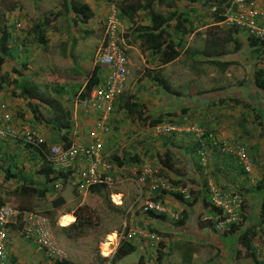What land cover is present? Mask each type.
Instances as JSON below:
<instances>
[{
    "label": "crops",
    "instance_id": "0c3cea01",
    "mask_svg": "<svg viewBox=\"0 0 264 264\" xmlns=\"http://www.w3.org/2000/svg\"><path fill=\"white\" fill-rule=\"evenodd\" d=\"M83 1L89 4L93 13L90 19L91 22L95 21L96 18H100L104 7L102 3L105 0ZM250 1L262 12L264 23V0ZM97 3L99 7L96 5ZM104 10L103 16L108 15L110 8ZM20 21H22L21 18ZM12 22L14 23V19ZM13 23H11L12 26L6 25L11 33L14 31ZM26 24L27 22L24 20L21 22V26ZM31 24H28V26ZM52 33L47 34V38L49 37L48 43H50V39L52 41L54 39ZM12 36L19 46L21 41L16 39L13 33ZM32 46L31 44L30 47H25L21 44L19 46L18 60L17 58H4V73L8 72L9 76L13 75L16 79L15 74L10 71L11 69H16L21 71V76L16 84L4 86L1 89L0 113L9 114L10 123L20 133L28 128L38 131L43 136L44 143H47V150L54 145L63 147L70 145L85 146L91 143L93 134H101L103 147L96 158L97 170L110 179L109 183L101 185L103 188L100 192H79L74 187V174L68 177L65 175V180L55 179L56 172L45 173L43 171L42 166L45 165V162L36 151L27 149L20 140L13 137H0V178L5 179V175H10L6 180L9 185L15 183L13 192L23 183L36 189H46L44 196L26 195L24 193H17L16 195L27 199H42V201L46 202V205L49 204L52 210L57 212V223L53 228L51 225V231L55 239L54 245L61 254L55 260L62 261L63 264H94L96 259L88 260L84 258V251L80 243V235L83 233H77L73 229L65 228L74 222L75 216L73 213L76 208L84 206L89 210L93 209V203L100 198L108 201L107 204L114 211L125 215L123 227L119 230L112 228L111 232L105 234V240L99 243L102 247L107 244V254H104L102 247H100L99 256L103 262L110 260V264H119L120 262L122 264L121 260L138 251V260L126 264H154V262L157 264L158 250L160 249L162 253L165 252L167 239L174 234L173 225L175 223H173V220L176 221V214L179 215L182 209L185 208L182 203L173 198V192H178L181 186H186L189 191H194V200L192 197L193 201H190L192 204L190 207H186V211L199 212L202 209L209 210V207L205 205V201H208V181L214 182L224 189H226L225 187L231 189L235 186L239 187L241 184L246 185L244 174L240 176L239 172L236 171V169H239L242 172L241 168H243L236 156L232 155L230 157L229 153L230 158L227 157L228 160L226 158V161L222 162V159H218L216 156V148L210 145L212 144L210 139L205 137L198 141L192 131L185 130L192 125L212 133L214 142L219 144L218 148L227 147V149H231L237 144H243L248 151L254 154L250 157L251 177L255 179L256 183L264 179V138H260L264 131L258 126L254 113L248 111L241 104L235 105L231 102L217 104L216 102L206 106L209 111L205 109V106L204 109H200L201 106H197L190 108L185 113H178L177 116L172 114V117H165L155 127H145L137 120L132 119L131 115L120 107L118 98L109 117V130L102 134L95 129V121L98 114L96 112L84 114L78 106V103L85 96L82 94L85 83L89 78L86 75L87 73L81 78L82 80H79L78 75H71L65 78L63 73L68 75L69 71L62 73L61 71L65 69L61 70L53 65L51 60L53 53L50 54L49 49H44L43 47L33 48ZM250 53L252 54L251 51ZM63 54L69 53L66 51ZM252 56L254 57L252 62L255 64L256 57ZM261 56L262 62H258L257 67L264 69V55L262 54ZM23 64L25 68L21 67ZM254 67L253 65L252 70ZM101 70L106 72V69H99L97 71L98 75L102 72ZM26 80L38 84L39 90L37 93L40 95L39 98L31 97L30 95L27 97V94L24 93L23 86ZM58 85L62 87L60 93L55 90ZM155 91L156 88H154L153 94L151 93L150 95L149 93L148 96L143 97L141 100V103L146 104L154 111L158 110L154 106L159 104V95L156 96ZM29 101L32 103V107L37 109V113L40 116L39 119H35L29 106ZM257 105H260V103L254 100L252 106L255 107ZM164 111L165 109H163ZM55 121L62 123L63 126L60 127V130H57L58 127L55 125ZM174 124L177 127H183V130L177 132L165 131L167 126ZM49 129L54 132L52 135L48 134ZM204 140L207 142H204ZM196 142H202L201 146L206 147L207 158L210 154V161L209 159L207 161L208 166L206 164L208 168L204 166L203 169H197V164H200V151L198 146H196ZM167 148L172 149L174 154L171 158L174 170L169 173L178 181L174 185L169 182L168 174H165L167 171L160 170V161L155 158L156 154H162ZM210 163H212V166L209 167ZM86 164L84 156H80L73 161V168L75 170V168L84 167ZM179 165L183 167L180 171ZM235 165H238V167H235ZM143 166L148 167L153 174L146 178L145 186L140 188L137 183V177L139 170ZM183 170L186 173H183ZM62 173L66 174L65 172ZM244 173L246 172L244 171ZM249 173H246V175ZM234 175L238 179L236 184H233L236 181L234 180ZM55 180L63 182L62 188L57 195H54L55 191L53 190V181ZM179 181L181 183L184 182V185H181ZM68 182H70V187L66 191ZM57 198L61 199L62 202L59 206H54L52 203ZM2 199L0 196V200ZM146 201L162 204L164 212L161 214L142 212L141 206ZM0 203L3 204L2 202ZM24 205L26 206V204H23L18 205V207ZM66 207L69 210H66ZM70 207L74 210H71ZM153 214L161 215V218L157 219L151 216ZM64 217H69L70 220L67 219V222L63 223ZM170 225H172L171 228L168 227ZM20 229V227L16 229L10 225L7 230L8 238L5 245L9 256V264L50 263L52 260L48 257L45 250L31 242L27 243L23 235H21ZM129 229L153 234L154 237L126 238L125 234ZM184 230L186 229L182 231ZM182 231H177V234H181ZM114 233H117L116 236L109 242L108 235H113ZM123 242H126L124 245L127 250L126 255L117 259L114 254L117 247ZM164 255L167 256L165 253Z\"/></svg>",
    "mask_w": 264,
    "mask_h": 264
},
{
    "label": "rangeland",
    "instance_id": "374dc122",
    "mask_svg": "<svg viewBox=\"0 0 264 264\" xmlns=\"http://www.w3.org/2000/svg\"><path fill=\"white\" fill-rule=\"evenodd\" d=\"M233 1L234 0H230V3H233ZM61 3L62 0H40L36 7L35 0H0V17L4 20V22L9 23L7 24L9 26L11 23H13L12 20L14 19L13 24L17 25L16 28L19 30H16V33H14L15 31H12L13 35L16 37V39L29 42V39L32 37L26 35V30H24V28H26L28 24L38 20V18H40V13L42 14L41 17L50 16L51 21L50 26L47 28V34H51L53 32V41L50 39V43H48V37V42L46 45L40 46L39 44H36L32 47H43L44 49H49L50 54L53 53L51 57L53 65L61 70L65 69L61 71L62 73L69 71L68 75L63 73L65 74V78L70 77L71 75H78L79 80H82L81 78L85 76V73H87L86 75L89 76L90 71L95 65L93 56L94 51L98 45H100L103 39L102 21L105 17L103 16L105 13L104 9H116V3L106 1L103 2V14H100V18H96L95 21L93 20L91 22L90 20L88 24L75 23L74 18H72L73 16H70L71 18L67 17V13L61 7ZM96 5L99 7L98 3ZM154 7L157 12L163 14H168L174 9L173 7H168L166 4H160L156 1L154 2ZM59 10L62 12V15L53 17ZM185 10L188 12L190 11V17L194 22L193 28H195V30L185 36L183 35L182 44L190 48L192 51H198V53H201V51H206L207 53L215 54L221 50L225 55H223V59L221 58L222 60L220 61H231L232 64L229 65L224 71H220L217 66L210 65L207 62H199L201 55L195 56L190 53H183L180 57L168 65L157 67L158 65H155L156 61L154 58H152L148 52H143L138 42H134L132 40V35L134 34L132 31L133 25L131 26L130 22L129 24L122 22L121 30L123 37V47L125 48L129 65L127 68L126 81L124 85L125 89L122 95L119 94L115 96L109 105L106 103L104 104V108L110 107L108 115L109 117L113 111L114 103L118 98L119 105L121 108H123V97L134 94L137 100L142 102L141 100L143 97L148 96L149 93L150 95L151 93H154V88H156V96L159 95V104L154 107L169 111L174 109V105H172V103H167L166 107L163 106L164 97H162L160 88L151 81L149 78L150 76H147V73L149 72H157L159 75L166 78L171 87L181 95L180 98L177 96V103H186L188 104L189 109L197 106H201L200 109H204L205 106V109H207L206 106L208 104L206 103V100L208 103L211 102V100L216 103L218 102L217 99L219 96L228 95L227 90L229 94H232L233 96H241L238 93L239 89H243L244 92L247 91V88L251 89L252 66L254 65L252 62L254 57L250 53L251 49L243 44V46H241L238 50H235V47L230 42L224 43L222 46H218L219 43L216 45L214 44L213 39L217 40V34L215 31L219 33L218 36L221 34L222 36H225V33L223 31L220 32V29L218 28L211 29V27L215 25L214 16L212 14L214 9L210 8L207 4H204L203 0H201V2L198 4H193V2L191 3L188 0L187 4H185ZM20 18L22 21L24 20L27 22V26H21L20 24H17L22 22L20 21ZM144 23H146L144 15L142 13L138 14L134 20V27H137V25L141 26ZM89 29L91 30L88 31ZM125 34H128L129 36L126 38ZM27 44V46H31V44ZM22 45L25 46L24 44ZM217 47L219 49H217ZM66 51H68L69 54H63V52ZM100 67L105 69L106 65L101 64ZM105 77L106 73L102 71V73L98 76V80L93 86V89L97 87L99 82H103ZM247 95L252 104L254 103V100L260 104H263L264 102V93L262 92L257 91L254 93V91H252L247 93ZM193 96L198 97L199 105L192 106V102H188L189 97ZM205 96L209 98L205 99ZM80 103L78 104L79 107ZM246 109L252 113V108ZM207 110L209 111V109ZM82 112L84 114L87 113L84 110H82ZM97 114L98 119L101 115V112ZM172 126L177 127L175 124ZM48 132L50 135L54 133L50 129ZM260 138H263L262 134ZM209 157L207 158V161ZM239 164L241 163L239 162ZM207 166L205 168H208ZM209 166H212V163H210ZM178 167L179 171L183 169L181 165ZM235 167L238 166L235 165ZM236 171L239 172L240 176L244 174L243 176L245 177L246 185L241 184L239 187H233L234 189L227 187L224 189L222 186H218L223 189V192H235L241 195L242 207L240 210L239 219L237 221L238 225H241V227L238 230H229L227 226L225 228L226 230L218 229L217 232H215L213 231V226L206 223L210 220L211 214H209L207 210L203 209L199 212L190 210L188 212V218H183L182 223H179L176 226L175 224L178 223L180 219H182L181 217H183L184 213L178 212L180 213L179 215L174 213L177 216V220H173V223H175L173 225L174 234L171 233L173 235L167 239V248L164 249L165 252L162 253H165L167 256L164 257V255H162L164 257L162 264H252V259L245 255L246 252L238 243L234 241L233 238L235 237L236 233L243 229L244 226L242 224L248 223L252 225L259 222V203L261 200V194L255 189L256 182L255 179L251 177V172L246 175V173H242L239 169H236ZM183 173H186V171L183 170ZM234 176V180L236 181H234L233 184H236L238 179L236 175ZM228 178L230 179L229 176ZM230 181L232 180L230 179ZM102 184L104 183L93 184L82 192L90 191L91 187ZM14 186L15 183L9 185V182L6 179L0 178V196L3 198L0 200V202L10 205L21 212L32 211L40 215H46L53 228L57 223V212L52 210V207H50L49 204L46 205V202L42 201V199H27L25 197H19L16 195L17 193L13 192ZM68 187H70V182L67 183L66 191H68ZM74 187L77 190L75 183ZM190 194V199L188 200L189 203H191L190 201L192 200V197L194 200L195 192L192 191ZM23 204H26V206L24 205L26 208L24 206H21L22 208L18 207V205ZM93 204L94 208L90 210L88 209V213L91 212L88 214V223L81 229L83 234L80 235V243L81 248H83L84 251L83 255L85 259H96L94 264H102L103 260L99 256L101 250L100 247L102 246L99 243L105 240V234L111 232L112 228L119 230L123 227L125 223V215L124 213L114 211L113 208H110L107 202L102 198L98 199ZM70 208L71 210H74L72 207ZM67 209L68 207H66V210ZM243 217L245 219H243ZM12 226L16 229H19L20 227V233L23 235L20 217L16 221V224ZM168 227L171 228L172 225ZM183 229L186 230L182 231ZM180 230L182 231L181 234H177V231ZM26 241L27 243L31 242L28 240ZM250 243L252 246L250 250L254 251L256 258L263 259L264 240L261 237H253L250 240ZM236 251H240L239 257H237ZM187 254L189 255V262L188 257L185 256ZM138 257L139 253L136 251L131 256H127L121 261L122 264H126L135 260L137 261ZM119 264H121V262ZM154 264L156 263L154 262Z\"/></svg>",
    "mask_w": 264,
    "mask_h": 264
},
{
    "label": "trees",
    "instance_id": "16d2710c",
    "mask_svg": "<svg viewBox=\"0 0 264 264\" xmlns=\"http://www.w3.org/2000/svg\"><path fill=\"white\" fill-rule=\"evenodd\" d=\"M40 0H35V5L37 7V4ZM106 2H115L116 3V10L118 13V18L121 23H131V26L133 25L132 31L134 34L132 35V40L134 42H138L140 48L143 52H148L149 55H151L152 58L156 61L155 65H158L157 67H162L166 64L171 63L172 61L176 60L178 57H180L183 53H190L192 55L198 56L201 55L199 58V62H207L210 65L217 66L220 71H224L229 65L232 64L231 61H220L223 58L224 52L218 51L217 53H207L206 51H201V53H198V51H192L190 48L184 46L182 44V38L183 35H187L188 33H191L195 30L193 28V20L190 17V11L188 12L185 10V4H187L188 0H105ZM158 2L160 4H166L168 7H173L174 9L168 13L163 14L160 12H157L154 7V2ZM193 4H198L201 2V0H189ZM204 4H207L210 8L214 9L212 11V14L214 16V23L215 25L211 27V29H220L219 31H223L225 33V36L223 37L222 34L218 36V32L215 31L217 34V40L213 39L214 44H218V46H222L224 43L230 42L235 47V50H238L241 46L247 45L252 52V55L256 57V63L254 64V68L252 70V79H251V89L247 88V91L244 92L243 89H239L238 93L241 96H233L232 94L228 95H222L218 97L217 104H224L226 102H231L232 104L238 105L241 104L245 108H252V112L254 113L255 119L258 121V126L261 127V129L264 131V102L263 104L257 105L255 107L252 106L249 97L247 93H250L252 91L255 92H262L264 93V69L258 68L257 63L262 62V54H263V44L258 42L256 38L250 37L246 33V29L243 26H222L220 25L219 21L222 20L223 14L226 12L228 7L230 6L229 0H203ZM61 7L66 11V16L71 18L70 16H73L74 22L76 23H82L87 24L89 20L92 18L93 13L90 10V6L88 3L84 2L83 0H62ZM38 9V8H37ZM142 13L146 19V23L143 25H137V27H134V20L135 17ZM51 14V13H50ZM38 20L34 21L30 26H27L24 28L26 30V35L32 37L29 39V42L21 41V44H24L25 47L29 44L36 45L39 44L40 46H44L48 42L47 38V28L50 26L51 18L50 16H43ZM62 12L59 10L53 17L61 16ZM107 15L104 19H106ZM103 19V20H104ZM263 23V18H262ZM20 24L21 23H17ZM219 24V25H217ZM264 24V23H263ZM7 23L4 22L3 19L0 17V91L4 86H10L14 85L18 82L21 76V71L16 69H11V73L15 74L17 77L16 79L13 77V75L9 76L8 72L3 71V65H4V58H18L19 55V46L16 43L15 38L12 36V33L9 31L8 27L6 26ZM103 25V24H102ZM130 26V27H131ZM21 28V26H20ZM223 28V29H222ZM14 33H16V30H19L16 28V25L13 24ZM129 35L125 34V37L127 38ZM23 46V45H22ZM217 49H219L217 47ZM216 49V50H217ZM204 50V48H203ZM196 53V54H195ZM222 58V59H221ZM22 68H25V65L23 64L21 66ZM98 67H95L91 70V73L89 74V78L85 83L83 94L86 95L91 88L96 84L98 80ZM19 76V77H18ZM147 76L151 79L153 83H155L159 88L160 92L162 93V97H164L163 100V106H167V103H172L174 105V109L172 111L165 110L163 112V109L153 110L152 108H149L146 104L141 103L137 100L136 96L134 94L128 95L127 97H121L123 100L122 106L123 108L131 115V118L134 120H137L145 127H155L159 125L165 117H172V114L177 115L178 113H184L187 112L189 109L188 104H179L177 103V96L179 98L181 97L180 93L175 91L171 85L168 83L166 79H164L161 75H159L157 72L147 73ZM57 86V85H56ZM60 87V88H58ZM58 87L55 89L57 93H60L61 86L58 85ZM39 90L38 84H36L33 81L26 80L24 81L23 91L27 94V97L30 95L31 97L39 98L40 95L37 93ZM81 95V96H82ZM175 98V99H174ZM209 97L205 96V99H208ZM174 100V101H173ZM188 102H192V106L199 105L198 97L193 96L189 97ZM207 104H214L215 102L211 100V102H207ZM162 105V104H161ZM29 106L32 109V112L34 114L35 119H39L40 116L37 113V109L32 107V103L29 101ZM169 111V112H168ZM55 125L58 127L57 130H60V127L63 126L60 121H55ZM59 132V131H58ZM210 133V132H209ZM212 135V133H210ZM264 138V133H263ZM207 137L212 141V144H210L212 147L216 148V156L218 159H222V162H225L228 160V158L232 157V153H229L225 151L223 148H218L219 144L214 142V139L209 137L208 135H205L201 139ZM213 137V135H212ZM198 141L201 139L196 138ZM207 140V139H205ZM204 142H207L205 141ZM202 143V142H201ZM201 143L196 142V146H198V149L201 147ZM238 145V144H237ZM24 146L31 150L30 145ZM238 146L245 149V152L250 158L253 154V152L248 151L247 148L243 146V144H239ZM47 143H42L40 147H36L34 151L41 157V159L45 162V165L42 166L43 171L45 173L54 172L51 165L46 161V148ZM196 149V148H195ZM222 150V151H221ZM196 151V150H195ZM178 152V150H177ZM174 154L172 153V149L167 148L162 154H156L155 158L160 161V170L166 172L165 174H168V180L171 184H177V180L174 179L169 173L174 170V167L172 166L171 158ZM196 155V153H195ZM197 156V155H196ZM228 157V158H227ZM198 158V157H197ZM227 158V159H226ZM226 159V160H225ZM237 160V159H236ZM205 165L201 163L197 164V169H203ZM238 166V165H237ZM210 167V166H209ZM242 167V166H241ZM240 167V168H241ZM242 173H244V169L241 168ZM217 171V169H216ZM66 174L63 173H57L55 175V179L57 178H65ZM10 177V175H5V179ZM50 180V179H49ZM180 182V181H179ZM183 182V181H182ZM181 183V182H180ZM181 185H184V182L181 183ZM103 186H93L90 188V192H100L102 190ZM260 194H261V200L259 203V222L256 224H248L244 223L242 224L244 227L241 231L236 233L235 237L233 238L236 243H238L242 249L246 252L245 255L250 257L252 259V264H264V258L263 259H257L255 256L254 251H251L250 248H252L250 240L253 237H261L264 240V179L256 183L255 188ZM16 193H24L26 195L35 194L44 196V193L47 191L46 189H36L34 187H30L26 184L19 185L15 190ZM192 191H190L191 193ZM172 196L174 199L178 200L180 203H182L185 208L182 209V212L184 213L182 219L178 221V223H182L183 218H188V212L186 211V207H190L192 203H189L185 199H183L180 192H173ZM106 201V200H105ZM62 202L61 199L57 198L55 201H53L54 206H59ZM108 203V201H106ZM205 205L209 207V210L207 211L209 214H211V218L209 221H207V224H211L213 226V231L217 232L218 229H216L215 223L213 222V218L218 213V210L215 209L213 206H211L209 203L205 201ZM22 208V207H21ZM91 213V212H89ZM88 208L86 207H78L76 210H74L73 215L75 216V221L71 223L68 227L65 229H73L75 232L80 233L83 226H85L88 223L89 214ZM149 214H152L151 211L148 212ZM49 214V213H47ZM157 219L161 218V215L153 214L151 215ZM243 219H245L243 217ZM249 219V218H248ZM241 227L238 223H230L228 225L229 230H238ZM156 230V229H152ZM226 230V229H224ZM223 230V231H224ZM231 232V231H230ZM126 242H123L121 245H119L115 252V258H121L126 255V247L124 246ZM237 257L240 256V251H236ZM161 250H158V261L157 264H162L163 256ZM188 257L189 262V255H185ZM165 257V255H164ZM55 263L57 264H63L62 261L55 260Z\"/></svg>",
    "mask_w": 264,
    "mask_h": 264
},
{
    "label": "built area",
    "instance_id": "2783aa9c",
    "mask_svg": "<svg viewBox=\"0 0 264 264\" xmlns=\"http://www.w3.org/2000/svg\"><path fill=\"white\" fill-rule=\"evenodd\" d=\"M262 12L251 2L234 0L223 15L220 22L222 26H243L246 33L256 38L258 42L264 44V24L262 23ZM121 23L118 19L117 10L112 8L104 21V41L96 50V61L99 64L106 65L108 71L103 82H99L90 94L82 101L80 107L82 110L101 112L99 118L95 121V129L99 133H106L109 130V108H104V104H110L115 96L122 93L127 75L128 59L120 45ZM182 131L183 127H175L169 125L165 128L166 132ZM187 131H192L196 138L201 139L205 135L213 138L212 135L205 129L200 127L190 126ZM10 136L20 140L33 147H40L44 142L43 136L34 129H26L20 133L10 123V116L7 113H0V137ZM103 143L101 134H93L92 141L85 146L70 145L51 146L46 150V160L54 168L56 172H67L73 168V161L80 156H84L87 164L84 167L75 168L73 174L77 191L82 192L89 186L99 183H109L110 179L97 170V155L101 151ZM225 151L236 156L246 173L251 170L250 160L245 152V149L235 145L234 148ZM200 160L203 165L207 164L206 147L201 146L199 149ZM138 173L137 183L140 188L145 186L147 177L152 176L151 170L143 166ZM63 185V182L58 180L54 182L53 189L58 191ZM183 199L188 201L190 193L187 187L181 186L178 189ZM208 201L211 206L218 210L214 217L216 229H225L230 223H237L242 207V197L235 192H223V189L213 182L207 184ZM141 211L147 213L161 214L164 212L163 205L158 202L146 201L141 206ZM21 218L23 237L31 241L33 244L45 250L48 257L51 258L49 263L41 264H57L55 259L59 257L61 252L54 245V236L51 231V224L47 217L42 216L32 211L20 210L6 204L0 203V264H9V257L6 252V240L8 238L7 230L10 225H15L18 218ZM126 238L132 237H154L153 234H146L136 229H129L125 234ZM102 264H110V260Z\"/></svg>",
    "mask_w": 264,
    "mask_h": 264
},
{
    "label": "clouds",
    "instance_id": "9594fccd",
    "mask_svg": "<svg viewBox=\"0 0 264 264\" xmlns=\"http://www.w3.org/2000/svg\"><path fill=\"white\" fill-rule=\"evenodd\" d=\"M229 1H230V0H229ZM246 1H248V0H246ZM249 1H250V0H249ZM110 11H111V9H110ZM110 11H109V12H110ZM108 14H109V13H108ZM224 14H225V13H224ZM224 14H223V15H224ZM222 18H223V17H222ZM118 19H119V18H118ZM104 21H105V19L102 21V24H103V25H102V29H103V39H102V42H103L104 39H105V38H104ZM220 22H221V20L219 21V23H220ZM120 23H121V21H120ZM16 26H17V25H16ZM120 30H121V29H120ZM120 37H121L120 45H121V47H122V49H123V51H124V53H125V48L123 47L122 30L120 31ZM102 42H101V43H102ZM101 43H100V44H101ZM99 46H100V45H98V47H99ZM98 47H97V48H98ZM97 48L95 49V51H94V55H93V56H94V62H95V63H94L95 65H94L93 68L98 67V70H99V69H104V68H101V67H100L101 64L97 63V61H96V56H95V55H96V50H97ZM263 55H264V44H263ZM125 56H126V53H125ZM126 58H127V56H126ZM127 59H128V58H127ZM128 65H129V61H128V64H127V68H128ZM93 68H92V69H93ZM105 69H106V72H107V71H108L107 67H106ZM103 72H104V71H103ZM106 72H105V73H106ZM101 73H102V72H101ZM101 73H100V74H101ZM98 76H99V75H98ZM125 81H126V79H125ZM124 85H125V83H124ZM124 89H125V88H124ZM124 89H123V91H124ZM92 90H93V87L91 88V90H90V91H89L84 97H86L88 94H90ZM123 91H122V93H123ZM122 93H121V95H122ZM84 97L82 98V100L84 99ZM82 100H81V101H82ZM78 104H79V103H78ZM81 110H82V109H81ZM88 112H90V111H88ZM88 112H87V113H88ZM91 112H94V111H91ZM108 127H109V121H108ZM43 143H44V142H43ZM23 144L28 145V144H26V143H23ZM40 146H41V145H40ZM30 148H32V149L35 150L36 147L30 146ZM46 150H47V149H46ZM48 150H49V149H48ZM46 161H47V160H46ZM47 162H48V161H47ZM51 167H52V166H51ZM52 169H53V171H54V173H55L56 171L54 170L53 167H52ZM73 172H74V169H70L69 171H67V172H65V173H66V176L68 177V176H70L71 174H73ZM139 172H140V171H139ZM56 173H60V172H56ZM61 173H62V172H61ZM60 179L65 180V178H60ZM74 179H75V178H74ZM55 181H58V180H55ZM55 181H53V185H54V182H55ZM60 181H61V180H60ZM184 187H186V186H184ZM61 188H62V187H61ZM61 188H60V189H61ZM60 189H59V190H60ZM53 190H54V189H53ZM59 190H58V191H55V190H54V191H55V192H54V193H55L54 195H57V194L59 193ZM189 193H190V191H189ZM190 195H191V194H190ZM6 252H7V250H6ZM8 257H9V256H8Z\"/></svg>",
    "mask_w": 264,
    "mask_h": 264
},
{
    "label": "bare ground",
    "instance_id": "6f19581e",
    "mask_svg": "<svg viewBox=\"0 0 264 264\" xmlns=\"http://www.w3.org/2000/svg\"><path fill=\"white\" fill-rule=\"evenodd\" d=\"M67 219L70 220L69 217H64V219L62 220L63 223H66L67 222ZM116 234L117 233H114L113 235H108L109 242L114 239V237L116 236ZM106 248H107V244H104L103 247H102V250H103L104 254H107Z\"/></svg>",
    "mask_w": 264,
    "mask_h": 264
}]
</instances>
